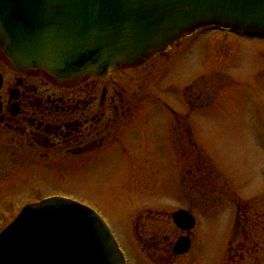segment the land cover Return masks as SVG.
<instances>
[{
  "label": "rangeland",
  "instance_id": "374dc122",
  "mask_svg": "<svg viewBox=\"0 0 264 264\" xmlns=\"http://www.w3.org/2000/svg\"><path fill=\"white\" fill-rule=\"evenodd\" d=\"M221 32L200 29L167 65L158 55L139 69L159 96L169 84L176 114L146 103L106 151L46 161L0 131V230L24 205L57 195L96 210L126 264H264V37ZM183 98L196 108L187 113ZM180 208L195 217L188 231L172 221ZM183 234L191 246L177 254Z\"/></svg>",
  "mask_w": 264,
  "mask_h": 264
},
{
  "label": "water",
  "instance_id": "95a60500",
  "mask_svg": "<svg viewBox=\"0 0 264 264\" xmlns=\"http://www.w3.org/2000/svg\"><path fill=\"white\" fill-rule=\"evenodd\" d=\"M264 36V0H0V50L10 65L60 81L135 67L203 27ZM264 125V120H263ZM193 227L185 209L172 214ZM190 247L180 235L173 252ZM0 264H126L91 207L49 196L24 205L0 231Z\"/></svg>",
  "mask_w": 264,
  "mask_h": 264
},
{
  "label": "flooded vegetation",
  "instance_id": "af4514ba",
  "mask_svg": "<svg viewBox=\"0 0 264 264\" xmlns=\"http://www.w3.org/2000/svg\"><path fill=\"white\" fill-rule=\"evenodd\" d=\"M198 32L153 54L141 65L117 68L102 76L88 75L76 81L57 80L40 67L12 66L0 50V131H10V139L18 148L46 161H73L89 152L106 151L116 142L119 132L127 131L133 124L131 130L135 129V114H146V103H159L167 114H176L173 105L166 100L170 95L169 84L163 83L164 92L159 96L155 89L157 83L147 79V74L139 69L158 55L164 58L163 64L168 63L172 60L169 50L184 41L192 47L198 40ZM230 32L222 31L223 38ZM180 87L183 96L184 90ZM181 104L188 113L197 103L191 105L183 98ZM165 118L167 116L162 119V127L165 124L166 130L169 123ZM164 139L166 145L169 138ZM117 142L122 143L120 136ZM185 235L190 239L188 234Z\"/></svg>",
  "mask_w": 264,
  "mask_h": 264
}]
</instances>
